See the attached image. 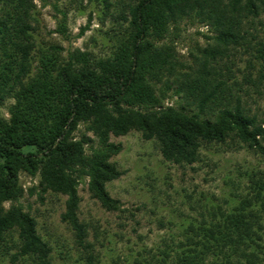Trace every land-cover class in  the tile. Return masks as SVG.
I'll return each instance as SVG.
<instances>
[{"label": "trees", "instance_id": "16d2710c", "mask_svg": "<svg viewBox=\"0 0 264 264\" xmlns=\"http://www.w3.org/2000/svg\"><path fill=\"white\" fill-rule=\"evenodd\" d=\"M102 1L108 11L113 7L112 0ZM125 9L121 18L128 27L109 56L80 49L64 56L60 45L37 43L35 0H0V108L13 101L8 118L0 113V259L52 264V246L20 203L26 174L39 177L42 192L67 198L62 221L87 263L96 264L79 218V185L88 178L92 198L107 211H121L106 188L123 175L111 162L122 150L111 135L138 131L179 165L197 163L204 146L230 140L264 155V116L251 115L217 70L218 56L251 45L244 24L264 12V0H133ZM185 20L210 26L215 36L196 68L181 73L174 44L163 41ZM58 31L66 36L65 21ZM174 85L184 102L180 108L165 104ZM82 124L98 148H86L91 139L85 134L75 138ZM261 175L250 177L251 192L236 205L186 219L179 236L170 235L157 254L143 251L135 264H264Z\"/></svg>", "mask_w": 264, "mask_h": 264}, {"label": "rangeland", "instance_id": "374dc122", "mask_svg": "<svg viewBox=\"0 0 264 264\" xmlns=\"http://www.w3.org/2000/svg\"><path fill=\"white\" fill-rule=\"evenodd\" d=\"M131 1L112 0L113 7L108 11L102 0H35L39 21L37 43L43 47L60 45L64 56L76 49L97 57L109 56L128 27L121 16L126 12V3ZM63 21L66 36L58 31ZM244 30L251 45L243 44L218 56L217 70L241 97L242 106L262 119L264 55L257 49L264 44V12L253 22L244 24ZM170 31L163 43L174 44L180 65L176 71L181 73L196 68L202 59L201 50L213 44L210 38L215 36L210 26L192 20H185L177 30L171 27ZM176 89L174 85L168 92L165 104L180 108L184 102L174 93ZM12 102L0 108L6 118ZM84 134L91 139L87 149L99 147L98 139L82 124L75 138L79 140ZM110 142L122 146L111 162L123 175L106 185L112 198L121 202V211H107L92 198L88 178L79 185V218L88 227V241L94 246L96 264H135L143 251L157 254L170 235L181 234L186 219L200 218L202 213L206 216L209 209L233 207L251 192L250 177L264 173V155L237 141L204 146L199 161L192 165L167 161L157 140H145L135 130L122 137L111 135ZM20 181L25 190L20 203L36 218L39 234L52 246V264H88L74 232L62 221L67 198L51 191L42 192L39 177L22 174ZM0 264L11 261L0 259Z\"/></svg>", "mask_w": 264, "mask_h": 264}]
</instances>
